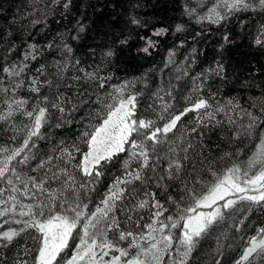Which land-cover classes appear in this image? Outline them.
I'll return each instance as SVG.
<instances>
[{
  "label": "snow or ice",
  "instance_id": "1",
  "mask_svg": "<svg viewBox=\"0 0 264 264\" xmlns=\"http://www.w3.org/2000/svg\"><path fill=\"white\" fill-rule=\"evenodd\" d=\"M52 2L59 3L61 0ZM70 3L71 0H67L63 7L67 9ZM257 9L264 11V0H215L204 15L197 14L196 8L185 6L186 14L194 16L197 23L208 21L217 25L226 22L234 13ZM132 23L140 22L133 19ZM83 30L81 25L79 31ZM182 30L183 25L178 24L176 31ZM166 31V28H159L152 36L159 37ZM76 38L78 36L73 37ZM223 38L225 42H231L228 35ZM254 44L264 47V24H261L254 37ZM47 47L56 48L65 57V60L54 61L51 65L55 69L53 79L46 78L49 66L45 64L26 80L19 79L28 69L27 61L36 60L39 55L35 44L28 45L29 50L22 61L5 63L0 69L11 82L10 89L0 88V92L12 94L10 99L4 101L6 110H0V121L8 120L16 112H20L30 121L26 126L27 135L21 147L11 151L0 148V181H5L8 186L7 189L0 188V218L11 217L10 220L3 221L5 225H22L19 229L9 227L7 230L0 226V242H4V247H8L22 233L34 229L39 235L33 239L38 241L39 246L33 264H61L58 257L62 258V253L70 247L69 241L73 238L74 231L79 229V243L64 264H161L165 253L169 255L170 264H186L200 238L214 225L225 220L229 210H234L238 202L251 201L253 204L264 205V131L260 132L259 144L246 165L234 163L223 171L217 170L220 161L230 159L233 154L225 152L219 159L206 156L202 142L205 129L222 127L225 123L234 126L233 138L253 136L255 130L264 125V100L259 104H251V109H259L257 114L250 109L241 108L232 99L213 109L208 100L200 98L178 115L167 118L171 105L164 103V97L156 94V99L162 102L159 112L153 105H148L149 112L156 114V119H138L137 100L141 93L133 91L138 81L125 80L112 85L111 91L103 96L96 95L94 103L98 107L95 111L86 112L77 122L83 124L85 130L77 135L76 140H61L43 158L33 155L31 148L36 145H30V141L34 137L42 138V127L51 120H56L57 128L71 124L72 114L79 111L82 105L91 103L90 97L85 100L89 95L87 91L78 92L74 97H64L51 91L64 79L62 72L67 71L71 65L72 70L84 72V79L97 82L98 89H104L107 81L112 79L111 76H99L98 70L85 72L79 69L78 60L71 64L73 50L63 41L59 44L50 42ZM153 47L154 41L148 38L145 47L140 51L148 53ZM173 54L169 52L170 61ZM104 55L111 57L113 52L109 50ZM211 71L223 78L222 64H217ZM74 79L80 80L81 77L76 76ZM45 86L49 88L50 95L41 91ZM25 88L30 97L31 94H36L31 97L34 100L30 105L31 110L25 107L29 105V99L16 98L18 90ZM190 112H195L197 119L196 125L186 136L195 135L199 140L193 141L185 137L169 140L168 134L178 130V122ZM219 112L225 113V121L216 119L215 114ZM229 112H236L240 121L228 115ZM56 113H59V117ZM166 118L167 122L162 127L157 124V120L165 121ZM91 120H96V125L84 123ZM244 120H247L246 124L243 123ZM89 128L92 130L89 131ZM81 144L86 147V151H82ZM22 153L23 158L18 163L27 165L30 160L38 159L39 162L32 171L39 172L40 175L24 178L11 166L12 161ZM120 153L127 157L122 163L123 174L115 177L95 210L89 213L88 205L81 199L82 194L94 190V184ZM77 154H80L79 159ZM201 156L204 157L203 160L200 159ZM162 162L166 166L162 167ZM148 172L151 175H147ZM8 173L11 175H6ZM76 173H82L85 182L78 183ZM205 176H210L211 180H206ZM153 180L156 187L165 194L169 190L170 182L182 183V188L178 189V197L167 196V203L175 208L172 215H165L170 209L157 199L156 193L145 192L144 198H138L140 193L135 187L136 183L150 187ZM52 183L59 187H49ZM6 191L9 194L5 198ZM20 196L28 197L34 203L25 204ZM125 200L129 203L124 204ZM145 209L151 211V222L141 225L140 221L144 219L141 216L135 223L137 227H143L147 231L137 235L121 229L117 212H122L128 222H133L132 214H138ZM176 228H180L179 237L172 232ZM239 230L237 227V231ZM109 232H118L119 235L115 239H109ZM117 241H128V248L118 247ZM132 249H135V255L130 253ZM113 250L119 255H111L106 260L105 257ZM254 254H264V228L258 229L257 235L249 239L248 246L237 264L244 261L251 264L249 258ZM14 264H28V261L17 259Z\"/></svg>",
  "mask_w": 264,
  "mask_h": 264
},
{
  "label": "trees",
  "instance_id": "2",
  "mask_svg": "<svg viewBox=\"0 0 264 264\" xmlns=\"http://www.w3.org/2000/svg\"><path fill=\"white\" fill-rule=\"evenodd\" d=\"M64 2L67 0H61L59 3H53L52 0H0V69L5 63L22 61L24 54L29 50L28 45L35 44L39 55L36 60L27 61L28 69L19 79L26 80L27 77L34 75L42 64L49 66L46 78L53 79L55 69L51 65L54 61L65 60V57L59 50L48 48L47 45L53 41L57 44L63 41L73 50L71 64L78 60L79 69L85 72L98 70L99 76L112 77L104 89H98L97 82L84 79V72L72 70L71 65L67 71L62 72L64 79L51 91L64 97H74L78 92L87 91L89 95L85 100L90 97L91 103L82 105L79 111L72 114L71 124L57 128L56 120H51L48 125L42 127L40 130L42 138L34 137L30 141V145L33 143L36 145L35 148H31L33 155L43 158L44 155L50 154L61 140L68 142L76 140L77 135L85 130L84 125L77 122L86 112L95 111L98 107L94 103L96 95L103 96L111 91L112 85L125 80L138 81L133 89L141 93L137 100L138 119H156V114L150 113L148 109V105H153L159 112L162 102L156 99V94L164 97V103L171 105L167 118L178 115L200 98L208 100L213 109L218 104L223 105L232 99L241 108L259 114V109H251V104L253 102L259 104L264 100V47L255 45L254 37L261 24H264V11L257 9L234 13L226 22L217 25L208 21L197 23L194 16L190 17L185 12L187 5L189 8H196L197 14L204 15L215 0H71L67 9L63 7ZM133 19L139 20L140 23H132ZM178 24L183 25L182 31H176ZM81 25L84 28L82 32L79 31ZM159 28H166L167 31L159 37L152 36ZM225 35L230 37V43L225 42L223 38ZM77 36L78 38L73 39ZM148 38L154 41L155 47L144 53L140 49L145 47ZM121 41L126 43L122 44ZM109 50L113 55L106 57L104 54ZM170 51L174 53L171 61ZM217 64L224 67L223 78L211 71ZM76 76H80L81 79H74ZM0 81H2L0 88H11V82L2 71ZM200 85L203 87H199ZM41 91L45 95H50L47 86ZM35 95L31 94V97ZM11 96V92L7 94L0 92V110H6L4 101ZM31 97L26 88L18 90L16 94V98L29 99V105L25 106L28 110H31L30 105L34 103ZM56 115L59 117V113ZM215 115L217 120H226L223 112ZM228 115L240 121L236 112H229ZM167 118L165 121L157 120V124L162 127ZM196 119L195 112L182 117L178 122V130L169 133L168 139L177 140L185 137L198 141L199 138L195 135L186 136V133L196 125ZM84 123L96 125L97 121ZM243 123L246 124L247 120ZM29 124V119L20 112H16L6 121H0V148L11 151L21 147L27 135L26 126ZM233 130L234 126L226 123L222 127L204 130L202 142L206 156L219 159L225 152L233 154L230 159L220 161L218 171H223L225 167H231L234 163L246 165L256 150V145L259 144V134L264 131V125L256 129L251 137L242 135L238 139L233 138ZM80 146L82 151H86L83 144ZM23 155L24 153L13 160L11 166L24 178L40 175L41 173L32 171L39 162L38 159L30 160L27 165L18 163ZM79 157L80 154H77L78 159ZM126 158L124 153L116 156L104 170V175L94 184V190L82 194L81 199L88 205L89 213L95 210L115 177L123 174L122 163ZM203 158L200 157L201 160ZM161 166L166 165L162 162ZM197 167L200 165L197 164ZM147 175L151 173L148 172ZM76 176L78 183L85 182L82 173H76ZM205 179L210 181L211 177L205 176ZM49 187L57 188L59 185L52 183ZM135 187L140 193L138 198H144L145 192L156 193L157 199L170 209L165 215H172L175 208L167 203V196L178 197V189L182 188V183L170 182L166 194L156 187L154 180L151 181L150 187H144L138 182ZM0 188H8L5 181H0ZM8 194L6 191L5 198ZM19 198L25 204L34 203L28 197ZM128 203V200H125L124 204ZM116 215L121 222L122 230L132 231L137 235L147 230L137 227L136 220L142 216L144 219L140 221L141 225L151 222V211L148 209L141 210L138 214L133 213V222H128L122 212H117ZM16 218L19 219L18 216ZM5 219L10 220L11 217L0 218L3 230L9 227L15 229L22 227L15 223L5 225L3 223ZM261 228H264V205L240 201L234 210H229L225 220L214 225L200 238L189 254L186 264L217 262L237 264L248 246L249 239L256 236L257 230ZM172 232L174 236L179 237L180 228L173 229ZM38 235L34 229H30L15 238L8 247H4V242H0V262L14 264L15 260L22 259L27 260L28 264H33L39 246L33 237ZM118 235V232L108 233L109 239H115ZM69 243L70 247L62 253V258L58 257L61 264L70 258L76 244L79 243V229L74 231ZM175 243L176 241L174 245ZM117 246L128 248V241H117ZM130 253L135 255V249L130 250ZM111 255L119 253L113 250L105 259H110ZM249 260L251 264H264V254H254ZM161 264H170L167 253ZM242 264L249 262L244 261Z\"/></svg>",
  "mask_w": 264,
  "mask_h": 264
},
{
  "label": "rangeland",
  "instance_id": "3",
  "mask_svg": "<svg viewBox=\"0 0 264 264\" xmlns=\"http://www.w3.org/2000/svg\"><path fill=\"white\" fill-rule=\"evenodd\" d=\"M255 151H256V150H255ZM255 151H254V152H255ZM250 194H251V193H250ZM203 211H207V209H203Z\"/></svg>",
  "mask_w": 264,
  "mask_h": 264
}]
</instances>
